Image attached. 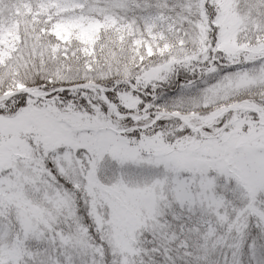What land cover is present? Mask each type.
Returning a JSON list of instances; mask_svg holds the SVG:
<instances>
[{
    "label": "snow or ice",
    "instance_id": "snow-or-ice-1",
    "mask_svg": "<svg viewBox=\"0 0 264 264\" xmlns=\"http://www.w3.org/2000/svg\"><path fill=\"white\" fill-rule=\"evenodd\" d=\"M0 264H264V0H0Z\"/></svg>",
    "mask_w": 264,
    "mask_h": 264
}]
</instances>
